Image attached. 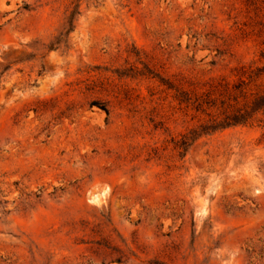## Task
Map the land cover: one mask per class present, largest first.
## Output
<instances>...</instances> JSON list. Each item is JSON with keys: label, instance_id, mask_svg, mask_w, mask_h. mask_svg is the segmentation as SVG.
I'll use <instances>...</instances> for the list:
<instances>
[{"label": "rangeland", "instance_id": "374dc122", "mask_svg": "<svg viewBox=\"0 0 264 264\" xmlns=\"http://www.w3.org/2000/svg\"><path fill=\"white\" fill-rule=\"evenodd\" d=\"M246 0H0V264H264V125L196 124L164 82L264 67Z\"/></svg>", "mask_w": 264, "mask_h": 264}, {"label": "trees", "instance_id": "16d2710c", "mask_svg": "<svg viewBox=\"0 0 264 264\" xmlns=\"http://www.w3.org/2000/svg\"><path fill=\"white\" fill-rule=\"evenodd\" d=\"M254 7L259 21L252 36L263 47L260 59H264V0H246ZM234 79L220 78L208 84L205 90H184L164 82L168 90L174 91L177 105L192 114L197 120L187 134L174 144L180 156L186 148L202 137L211 136L231 128L264 125V67L240 66L234 69Z\"/></svg>", "mask_w": 264, "mask_h": 264}]
</instances>
